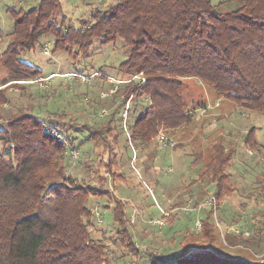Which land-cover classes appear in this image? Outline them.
Returning <instances> with one entry per match:
<instances>
[{
  "label": "trees",
  "instance_id": "16d2710c",
  "mask_svg": "<svg viewBox=\"0 0 264 264\" xmlns=\"http://www.w3.org/2000/svg\"><path fill=\"white\" fill-rule=\"evenodd\" d=\"M60 11L58 0H39L32 8L13 13V38L0 55V64L7 74L0 82L1 104L7 98L1 86L46 77L19 56L32 51L40 35L51 33L54 51L66 52L74 62L93 58L102 46L122 44L125 58L118 65L122 80L140 73L145 77L141 85L129 80L122 93L125 100L133 96L128 127L131 144L138 147L149 146L160 128L175 130L192 119L191 112L196 107L188 108L181 95L185 78L199 79L217 96L242 108L264 110V0H115L109 8L96 9L87 18H79L77 26L54 29L51 17ZM1 122L0 264H101L103 250L95 246L97 243L87 231L92 224L87 200L100 196L94 195L96 188L66 174L61 162L67 152L91 143L92 148L99 149L92 160L106 172L98 175L99 181L108 175L117 177L112 168L115 156L108 153L110 157L105 161L99 155L102 146L108 147L109 142L112 146L118 144V112L104 124H82L64 115L48 117L45 122L28 113ZM46 125L60 137L52 135ZM82 135L84 140L76 145ZM193 156L190 166L200 167L198 180L208 177L207 182L213 183L212 196L218 201L225 188L218 175L228 165V154L215 149V154L205 161L201 155ZM84 168L90 172L92 165L84 164ZM50 196L53 219L39 212ZM117 199L112 208L113 221L125 225L123 230L130 241L124 246L129 248L135 243L126 228V205ZM201 210L206 216L201 220L202 230L205 225L214 230L211 209ZM168 216L161 217L167 220ZM252 229L251 240L259 247L260 234L255 232L254 224ZM260 231L264 234V228ZM206 232L203 234L207 236ZM239 235V242L249 239ZM181 245L177 254L184 249V243ZM195 252L192 250L183 264H252ZM175 260L165 262L155 257L152 261L180 263Z\"/></svg>",
  "mask_w": 264,
  "mask_h": 264
},
{
  "label": "rangeland",
  "instance_id": "374dc122",
  "mask_svg": "<svg viewBox=\"0 0 264 264\" xmlns=\"http://www.w3.org/2000/svg\"><path fill=\"white\" fill-rule=\"evenodd\" d=\"M38 1L0 0V55L13 38V13L26 11ZM58 2L61 11L51 17L54 29L63 25L77 26L79 18H87L96 9L105 10L115 0ZM101 48L102 51L93 58L74 62L66 52L54 51L51 33L40 35L35 48L19 58L36 66L46 77L6 83L1 88H5L8 99L0 103L1 123L28 113L45 122L48 117L64 115L66 119L82 124H104L115 111L118 112V144L112 146L109 142L108 147L102 146L99 155L105 161L107 157L115 156L112 168L117 177L108 175L104 176L103 182L99 181L98 175L106 172L92 160L99 149L92 148L91 143H83L67 152L61 162L66 174L77 176L86 186L96 188L94 195L100 196H90L87 200L92 217L87 231L97 243L95 246L103 250L101 264H157V261L153 262L155 257L165 262L174 258L183 264L182 261L192 255V250H196L195 254L205 251L226 260L238 258L252 264H264V234L260 231L264 228V110L242 108L217 96L199 79L185 78L181 95L188 108L196 107L191 112L192 119L175 130L160 128L149 146L138 147L131 144L128 127L133 96L125 100L122 95L123 87L129 81L122 80L118 70L119 63L125 58L122 44L117 42ZM139 75L145 79L144 75ZM6 77L0 64V82ZM136 77L130 81L139 83ZM45 128L50 129L49 125ZM161 135L163 142L159 140ZM112 139L113 134L109 140ZM83 140V135L78 136L75 144ZM215 149L223 150L230 159L218 175L225 188L221 192L223 197L218 201L215 199V206L203 207L202 203L213 197L215 187L207 182L208 177L198 180L200 167L190 165L193 155H201L205 161L215 154ZM84 164L92 165L90 172ZM101 190L104 193H100ZM117 197L126 205V228L135 243L129 248L124 246L130 241L123 230L125 225L113 221L112 208ZM45 205L40 208V214L53 219L51 196ZM120 208L118 205L117 209ZM204 208L212 211L214 230L206 225L202 230L201 220L206 219L201 210ZM161 210L169 213V218L164 219L163 225L153 224L151 219L161 218ZM132 218L133 222H130ZM252 224L256 226L255 232L260 234L259 247L251 240L254 237ZM205 232L207 236L203 234ZM239 234L249 239H243L245 243L239 242L236 240ZM181 243H184V249L177 254L182 250ZM171 264L176 262L171 261Z\"/></svg>",
  "mask_w": 264,
  "mask_h": 264
},
{
  "label": "built area",
  "instance_id": "2783aa9c",
  "mask_svg": "<svg viewBox=\"0 0 264 264\" xmlns=\"http://www.w3.org/2000/svg\"><path fill=\"white\" fill-rule=\"evenodd\" d=\"M140 74H141V73H140ZM135 76H137L136 78L139 79V85H141V84H143V83L145 82V79H144L143 77H141L139 74L132 76V77H131L130 79H128L127 81L132 80V79H135ZM82 79H84V78L82 77ZM126 111H127V107H126ZM49 132H50L52 135H55V136H57V137H60V135H59L55 130H53V129H49ZM159 140L163 142L164 137H163L162 135L159 136ZM164 141H165V140H164ZM206 205L215 206V198H214V197H210L205 203H202L201 206L205 207ZM161 213H162L163 215H168V214H169V213L166 214L163 210H161ZM98 222H100V220H98ZM130 222H133V218L130 220ZM151 222H152L153 224H156V225H163V223H164V218L161 217V218H158V219H151Z\"/></svg>",
  "mask_w": 264,
  "mask_h": 264
},
{
  "label": "crops",
  "instance_id": "0c3cea01",
  "mask_svg": "<svg viewBox=\"0 0 264 264\" xmlns=\"http://www.w3.org/2000/svg\"><path fill=\"white\" fill-rule=\"evenodd\" d=\"M48 76H49V75H48ZM197 117H198V116H196V118H195V119H197Z\"/></svg>",
  "mask_w": 264,
  "mask_h": 264
}]
</instances>
